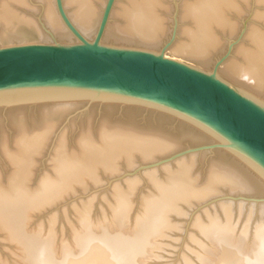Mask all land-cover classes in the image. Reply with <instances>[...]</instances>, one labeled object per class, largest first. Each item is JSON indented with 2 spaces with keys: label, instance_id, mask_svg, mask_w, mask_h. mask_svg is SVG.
<instances>
[{
  "label": "bare ground",
  "instance_id": "1",
  "mask_svg": "<svg viewBox=\"0 0 264 264\" xmlns=\"http://www.w3.org/2000/svg\"><path fill=\"white\" fill-rule=\"evenodd\" d=\"M169 1L115 0L102 43L123 42L127 46L160 50L162 38L169 30L168 17L166 19L171 9ZM37 2L40 9L32 0H0V41L22 37L20 29L25 25L35 28L43 39L75 41L58 13L55 0ZM247 2L197 0L192 4L183 0L178 15L180 39L174 41L168 50L177 57L175 59H185L189 64L195 63L196 67L215 71L264 103V33L260 30L250 28L247 34L250 45L235 47L233 54L214 70L213 57L224 50L226 35L236 29V23L229 15L239 14L247 7ZM105 3L106 0H63L69 19L88 40H92L96 33ZM37 12H41V19L49 32L45 33L33 18ZM257 16L264 20V13ZM188 19L193 22L190 26L185 23H189ZM0 97L15 103L63 99L40 104L41 109L50 107L54 111L74 104L68 101L69 90H21L0 93ZM126 105L130 107L126 110H131L134 104ZM17 106L14 109L25 108ZM159 114L178 118L160 110ZM178 119L187 127L181 126V137L171 136L158 128H139L134 121L115 124L103 119L96 132L88 127L80 133L74 150L68 148L69 144L60 133L55 139V150L52 149V171L36 183H33L35 160L46 148L55 125L45 123L31 131L21 130L13 146H5L9 178L5 181L0 178V230L6 240L14 244L21 264H147V259L159 247L160 238L169 236L174 229V216L182 215L186 208L204 205L224 190L232 196L264 197V179L238 157L219 149L214 152L216 156L207 161L203 173L196 169L194 153L178 158L174 168L166 163L162 168L163 177L156 176L152 171L154 168L150 169L147 175L153 193L136 201L140 211L134 216L131 227L128 222L135 205L136 188L132 183L136 178L130 179L126 188L115 186L109 217H91L90 207L85 204L78 215L79 224L73 228L69 240L61 239L57 243L52 225L44 229L41 225L31 224L35 214L76 188L96 184L101 174L112 175L122 168H132L136 160L149 161L175 153L184 145L183 139H188V143L216 140L187 121ZM232 204L231 200H221L223 221L212 217L209 222L198 225L201 234L215 248L211 259L203 258L207 252L201 248V260L205 264H264V223L255 228L254 243L249 246L246 227L240 233H234ZM256 205L262 213L264 203ZM199 217L192 219L193 226L199 224Z\"/></svg>",
  "mask_w": 264,
  "mask_h": 264
},
{
  "label": "water",
  "instance_id": "2",
  "mask_svg": "<svg viewBox=\"0 0 264 264\" xmlns=\"http://www.w3.org/2000/svg\"><path fill=\"white\" fill-rule=\"evenodd\" d=\"M55 2L76 41L0 45V93L69 90L68 101L130 103L157 109L187 121L216 140L177 151L139 170L159 167L188 154L222 149L264 179V103L215 71L165 55L177 38V19L161 51L117 46L101 41L115 0H106L92 40L73 25L63 0ZM234 44L215 62L214 70L230 56ZM4 99L0 97V106L63 100L15 103ZM221 199L264 203V197L229 195Z\"/></svg>",
  "mask_w": 264,
  "mask_h": 264
},
{
  "label": "rangeland",
  "instance_id": "3",
  "mask_svg": "<svg viewBox=\"0 0 264 264\" xmlns=\"http://www.w3.org/2000/svg\"><path fill=\"white\" fill-rule=\"evenodd\" d=\"M32 1H34V5H38L40 9V4L39 2H37L38 0ZM184 1L186 3L193 4L197 0ZM181 2H183V0H170L168 3L171 6L170 11L168 12V14H170H167L166 16V19L168 17V23L167 20L166 23L169 30L167 34L162 38L160 50L163 47L164 43L171 36L173 27L175 25V19H177L178 21L179 6ZM239 3L241 2L239 1ZM242 4L245 3L243 2ZM263 13L264 0H248L247 7L244 10L241 9L239 14L236 15L235 13H230L229 16L232 18V21L236 23V29L233 33H229L226 35L224 50L213 57L214 63L220 57L225 55L230 44L235 43L230 56L233 54L234 48L238 47L239 45L247 48L250 45V40L247 38V34L249 33L250 28H256L264 33V20L257 16ZM33 18L37 20L38 23H40L45 33L49 32V30L45 28L43 20L41 19V12H37L35 15H33ZM191 22L192 21L189 20L190 24L188 23V21H186L185 23L186 25L190 26ZM21 31L23 34L22 37L14 40H2L0 41V45L9 46L22 43L57 41L56 39L52 40V37L50 39L41 38L37 33V30L29 25L21 27L20 32ZM178 39H180L179 29H177V38L174 41H177ZM60 41L63 42V40ZM64 42L70 43L68 39H64ZM72 42H74V39L71 41V43ZM108 44L127 46V43L125 44L123 42L117 44L111 42ZM133 46H135L136 48H146L143 46L137 47L138 45L129 46V44L127 47ZM168 48L164 53L167 54V56L169 55L170 57L177 58L176 56L169 53ZM181 60L186 61L185 59ZM191 64L195 65V63ZM70 102H74V104H72V107L58 111L50 110V107L48 108V110L41 109L40 104L22 105L25 108H19L20 111L17 108L14 109V107L18 106H0V178H2L3 181H5L6 179L8 180L9 178V165L4 156L5 146L7 145L11 148L17 134L23 129H28L31 131L36 129V127L38 128V126H42L45 123H51L55 125L54 132L51 135L50 141L47 143L46 148L43 150V153L37 156L35 160L36 173L33 178V183H36V180L39 181L42 176L48 175L52 171L51 155H53L55 150V139L60 135V133L61 135H64V141L69 144L68 148L71 150L73 148L74 150L77 145L76 140H78V136L80 135V133L88 127L96 132L99 123L103 119L109 120L111 123L115 124H123L134 121L135 125L139 128H158L163 132L165 131V133L171 136L175 135V137H181L180 135H182L181 133L183 131L181 126L187 128L184 124L182 125L180 123L178 118L163 117L161 116V114H159V110L153 111L149 108L147 109L146 107L142 108L141 106L137 107L136 105H133V107H131V110H126V108H130L127 107L128 105L126 104L102 103L96 101L90 102L89 100H72ZM49 103L52 102H48V104ZM16 109L19 112H17ZM43 110H50V112H45ZM188 141V139H183V141H181L184 145L178 148L179 151L189 147L209 143L211 140H208L207 142L199 141L192 143H188ZM178 149H176L175 151L177 152ZM203 152L194 153V155H196L197 162L196 169L200 173L205 172L202 170H206V167L208 165L207 161L216 156V153H214L216 152L215 150L207 151L209 153H207L206 151ZM172 154L164 155L165 157L160 156L149 161L136 160V163L132 168H122V170L112 175L101 174L96 184H87L84 187L76 188L73 192L67 194L65 197L61 198L53 205L48 206L43 211L35 214L32 218L31 224L33 226L41 225L44 229H49V226L52 225V228L56 233L57 243H59L61 239L69 240L71 238L73 228H77L79 224L78 215L81 212V208L84 207L85 204H88L90 207L91 217L93 216L97 218L100 215L109 217L111 213L110 206L113 201L114 195L113 189L115 188V186L118 185L121 189L126 188L128 186V181L130 179L136 178L134 180L135 182L132 183V185L136 188L133 196L135 198V205H133V210L130 214L131 219H129L128 222V226L131 227L133 226L134 216L140 211V208L136 205V201L140 197L146 195L149 196L151 193H153L152 186H150L147 175V172L150 169L141 168L139 170V168L144 166L145 164L157 162L161 159L167 158ZM188 155L191 156L193 154ZM188 155L187 157H189ZM201 155L205 157H201ZM171 162H168V165L171 166V168H174L177 159ZM165 165L166 164L161 165L162 167H155V170L152 171L156 172V176L163 177L164 172H162V168ZM229 195L230 194L227 190L221 191L219 195L217 194L212 199L204 202V205L207 204L206 206L195 205L191 208H186L182 215H175L173 218V223L175 225L174 229L171 231V234H169V236L165 235L163 238H160V241L158 243L159 247L156 248V252L151 254L150 258L147 259V264H205L203 260H201V248L204 251L206 250L207 252H205L206 254L203 258L211 259L215 255V248L214 246H212L211 242L201 234L198 225L209 222V219L212 217H217L219 220L223 221L220 202L222 200V197H226ZM237 195L240 196L239 194ZM232 197H236V195H233ZM227 200H231V202L233 201V199ZM241 202L245 204L240 205ZM231 208L233 211L232 226L234 228V233L238 234L244 227H246V243L249 246L253 245L255 228L264 223V210H262V213H260V209L255 202L240 200L233 201ZM195 216H200V222L199 224H197V226L192 225V219ZM2 262L3 264H21V259L15 250L14 244L7 241L4 237V233L0 230V263Z\"/></svg>",
  "mask_w": 264,
  "mask_h": 264
}]
</instances>
